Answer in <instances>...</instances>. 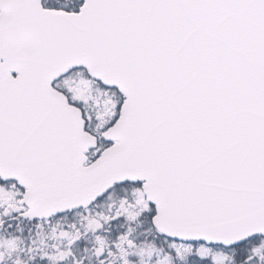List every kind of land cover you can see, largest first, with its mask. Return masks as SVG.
<instances>
[{
	"label": "snow or ice",
	"instance_id": "6c2138e0",
	"mask_svg": "<svg viewBox=\"0 0 264 264\" xmlns=\"http://www.w3.org/2000/svg\"><path fill=\"white\" fill-rule=\"evenodd\" d=\"M0 264H264V0H0Z\"/></svg>",
	"mask_w": 264,
	"mask_h": 264
}]
</instances>
